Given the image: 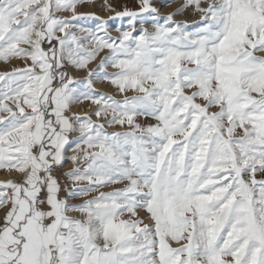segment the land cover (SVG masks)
<instances>
[{
    "label": "snow or ice",
    "instance_id": "snow-or-ice-1",
    "mask_svg": "<svg viewBox=\"0 0 264 264\" xmlns=\"http://www.w3.org/2000/svg\"><path fill=\"white\" fill-rule=\"evenodd\" d=\"M92 2L0 0V264H264V0Z\"/></svg>",
    "mask_w": 264,
    "mask_h": 264
},
{
    "label": "rangeland",
    "instance_id": "rangeland-1",
    "mask_svg": "<svg viewBox=\"0 0 264 264\" xmlns=\"http://www.w3.org/2000/svg\"><path fill=\"white\" fill-rule=\"evenodd\" d=\"M184 2H185V0H153L154 6L159 9V15L161 17H166L169 14L176 12L177 9L181 8V6ZM107 3L111 4L112 7L116 8L117 10H121L124 5H127L130 8L135 6V0H107ZM202 6L206 7L207 5H206V3L202 2ZM78 11L81 13H85V14L94 13L96 16L100 17L102 20H107L109 22V24L111 25V27L109 28L110 35L113 38H116L118 36V33L115 31V28H116L118 22L109 20V16H114V13H110L107 10V8L105 7V0H93L92 3L81 4L78 6ZM64 15H67V14H64ZM174 20L176 22H186L189 25V28L191 30H195L196 25L201 22V17H200V14L198 12L194 11V9L192 7H189L187 9H185L181 14L176 15L174 17ZM89 26L94 27L95 25L90 24ZM106 55H108L107 50H105V52L101 53V56H106ZM99 61H100V57H98L97 60L95 62H93L89 67L92 69H95L99 64ZM9 65H10V70L13 67H23L24 66L23 62L19 61V60L12 61V63ZM2 66H6V65H4V63L0 62V69ZM107 71L109 72V74H112L116 70L109 68ZM75 72H78V74H79L78 78L74 77ZM0 73H2V72H0ZM68 73L70 76H72L76 80H82L87 76L86 71L76 70L73 68H69ZM95 89H96V92L99 94L112 95V96H114L115 99H118V100L123 98V97L117 95L115 89L107 82L97 83L95 85ZM129 95H131V93H129ZM83 104H86V106H87V105H90V102L86 101ZM94 111H95L94 105H93L91 110H89L87 112L80 113V114L78 113V111L77 112L74 111L73 107H72L71 114H75V115H79V116L83 117L86 114L92 113ZM92 119L94 122L99 123V121L96 120L95 116H93ZM141 123L146 124L147 122L142 120ZM117 130H121V129H114V128L107 129V131H109V132L117 131ZM77 138H78V134H74L73 136L70 137V139H72V140H75ZM71 168H72L71 163H66L63 167L58 168L54 172V175L56 176V178L60 181V183L62 185L68 183V180H67V177L65 176V173L69 172L71 170ZM2 173L5 174V171L0 170V175H2ZM12 174H16V173L13 172ZM20 180L21 179L12 180V181L19 182ZM0 183H4V182H2L0 180ZM102 190L103 191H112L111 188H105ZM64 195H65L64 193L61 194L62 198ZM82 202H83L82 200H76V201L70 200L69 201V203H73V204H79ZM1 213H2V216H1L0 222H2V218L4 215L3 210H0V214ZM70 215H72L76 218H79L78 214H76V213H72ZM140 215H141V218H144L146 214L142 212V213H140ZM173 246H176V245H173Z\"/></svg>",
    "mask_w": 264,
    "mask_h": 264
},
{
    "label": "bare ground",
    "instance_id": "bare-ground-1",
    "mask_svg": "<svg viewBox=\"0 0 264 264\" xmlns=\"http://www.w3.org/2000/svg\"><path fill=\"white\" fill-rule=\"evenodd\" d=\"M5 71H10V65H6V66L1 67L0 72L3 73ZM74 77L75 78L79 77L78 72H75ZM92 107H93V105H91V104L87 105V106H86V104H76L73 106V110L76 112L78 111V113L80 114V113L87 112V111L91 110ZM19 179H21V177L18 174H12V173L5 172V174L2 173V175H0V180L2 182H7L9 180H19ZM1 216H2V213L0 214V220H1Z\"/></svg>",
    "mask_w": 264,
    "mask_h": 264
},
{
    "label": "trees",
    "instance_id": "trees-1",
    "mask_svg": "<svg viewBox=\"0 0 264 264\" xmlns=\"http://www.w3.org/2000/svg\"><path fill=\"white\" fill-rule=\"evenodd\" d=\"M45 47H46V45H45Z\"/></svg>",
    "mask_w": 264,
    "mask_h": 264
}]
</instances>
